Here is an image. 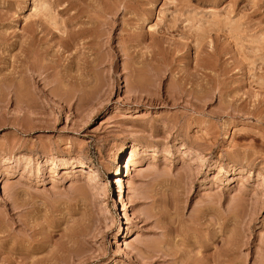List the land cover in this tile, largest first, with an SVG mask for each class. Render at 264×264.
<instances>
[{"label":"rangeland","instance_id":"1","mask_svg":"<svg viewBox=\"0 0 264 264\" xmlns=\"http://www.w3.org/2000/svg\"><path fill=\"white\" fill-rule=\"evenodd\" d=\"M0 264H264V0H0Z\"/></svg>","mask_w":264,"mask_h":264},{"label":"bare ground","instance_id":"2","mask_svg":"<svg viewBox=\"0 0 264 264\" xmlns=\"http://www.w3.org/2000/svg\"><path fill=\"white\" fill-rule=\"evenodd\" d=\"M196 51H197V50H196ZM196 53H197V52H196ZM32 76H33V75H32ZM33 79H34V78H33ZM47 80H48V79H47ZM40 81H42V80H40ZM52 84H53V83H52ZM52 84H51V85H52ZM43 89H44V88H43ZM51 89H53V88H51ZM132 149L135 150V149H137V148H136V146H135V147L132 148ZM132 151H133V150H132ZM135 151H136V150H135ZM133 152H134V151H133ZM118 159H119V157L117 156V157H116V160H118ZM84 166H85V164H84ZM86 166H87V165H86ZM89 166H90V165H89ZM85 168H86V167H85ZM85 168H84V167H80V168H77V169H76V167H75V168H74V169H75L74 171H70V172H72V173L69 172L70 174H67L68 172H66V174L70 176V177L68 176L70 179H71V178H72V179H79L81 176H83V173H85V172H84V171H86ZM87 170H88V169H87ZM86 172H87V171H86ZM87 173H89V172H87ZM117 173H118V169L115 168V169H114V174L117 175ZM66 174H64V175H66ZM87 175H88V174H87ZM65 177H66V176H64V178H65ZM66 178H67V177H66ZM66 178H65V179H66ZM69 178H68V179H69ZM115 180H116V179H115ZM118 187H119V186H118ZM117 234H118V233H117Z\"/></svg>","mask_w":264,"mask_h":264}]
</instances>
